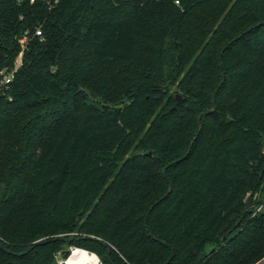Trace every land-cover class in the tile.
Listing matches in <instances>:
<instances>
[{
  "label": "trees",
  "instance_id": "1",
  "mask_svg": "<svg viewBox=\"0 0 264 264\" xmlns=\"http://www.w3.org/2000/svg\"><path fill=\"white\" fill-rule=\"evenodd\" d=\"M23 50L0 264L72 233L104 264L264 261V0H0V71Z\"/></svg>",
  "mask_w": 264,
  "mask_h": 264
},
{
  "label": "built area",
  "instance_id": "2",
  "mask_svg": "<svg viewBox=\"0 0 264 264\" xmlns=\"http://www.w3.org/2000/svg\"><path fill=\"white\" fill-rule=\"evenodd\" d=\"M36 36L40 37L42 36V32L40 29H37L36 31ZM28 41V36H24L21 40L20 43L25 50V45ZM24 50L20 52L18 58L15 60L14 66L11 69L7 70H2L0 71V97L6 96L10 90L12 83L15 78V74L17 71L22 67L23 64V56H24ZM70 238H75L79 236L78 233H72L67 235ZM110 246L109 244H107ZM111 247V246H110ZM112 248V247H111ZM64 250H70V256L68 258H64L62 256V252ZM58 253L56 256L57 264H104L101 259L93 252L83 250L77 247H69L68 249H64ZM81 252L85 254L88 258H81L80 253Z\"/></svg>",
  "mask_w": 264,
  "mask_h": 264
},
{
  "label": "water",
  "instance_id": "3",
  "mask_svg": "<svg viewBox=\"0 0 264 264\" xmlns=\"http://www.w3.org/2000/svg\"><path fill=\"white\" fill-rule=\"evenodd\" d=\"M242 36H240L239 38H241ZM216 93H217V91L215 92V94L213 95V103H215V98H216ZM176 99L178 100V102L179 103H182V102H185V99H183L181 96H176ZM149 156H151V154L149 153L148 154ZM168 168H169V166H166L164 169H163V174H164V176L166 177L167 176V170H168ZM253 197H254V193H252V194H250L249 195V197H248V199H247V201H246V208L247 209H249L250 208V206H251V203H252V200H253ZM76 240H80V239H76V238H69V239H67V240H65L67 243H73L74 241H76ZM107 246V250H108V254L110 255L111 254V252H112V248L110 247V246H108V245H106ZM70 250H64L63 252H62V256L64 257V258H68L69 256H70ZM260 264H264V261L262 262V263H260Z\"/></svg>",
  "mask_w": 264,
  "mask_h": 264
},
{
  "label": "rangeland",
  "instance_id": "4",
  "mask_svg": "<svg viewBox=\"0 0 264 264\" xmlns=\"http://www.w3.org/2000/svg\"><path fill=\"white\" fill-rule=\"evenodd\" d=\"M124 1H126V0H124ZM124 3H126V2H124ZM258 198H259L260 201L264 204V192H263L262 194H260V195L258 196ZM262 207H264V205H262ZM69 247H70L69 244L66 245V249H68Z\"/></svg>",
  "mask_w": 264,
  "mask_h": 264
},
{
  "label": "bare ground",
  "instance_id": "5",
  "mask_svg": "<svg viewBox=\"0 0 264 264\" xmlns=\"http://www.w3.org/2000/svg\"><path fill=\"white\" fill-rule=\"evenodd\" d=\"M77 253H80V257H81V258H88L85 254H83V253H81V252H79V251H78Z\"/></svg>",
  "mask_w": 264,
  "mask_h": 264
}]
</instances>
